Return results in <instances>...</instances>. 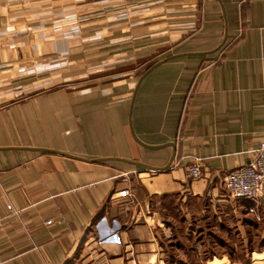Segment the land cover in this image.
<instances>
[{"label": "crops", "instance_id": "1", "mask_svg": "<svg viewBox=\"0 0 264 264\" xmlns=\"http://www.w3.org/2000/svg\"><path fill=\"white\" fill-rule=\"evenodd\" d=\"M263 137L264 0H0V264H264Z\"/></svg>", "mask_w": 264, "mask_h": 264}, {"label": "built area", "instance_id": "2", "mask_svg": "<svg viewBox=\"0 0 264 264\" xmlns=\"http://www.w3.org/2000/svg\"><path fill=\"white\" fill-rule=\"evenodd\" d=\"M189 176L200 179L204 176L205 169L200 160L195 161L188 168ZM223 187L232 199H248L258 207L264 200V137L259 146L254 150V157L249 164L228 171L223 174ZM113 201L120 205L134 202V192L129 188H123L112 196ZM12 210V206L8 205ZM250 207V212L255 211Z\"/></svg>", "mask_w": 264, "mask_h": 264}, {"label": "rangeland", "instance_id": "3", "mask_svg": "<svg viewBox=\"0 0 264 264\" xmlns=\"http://www.w3.org/2000/svg\"><path fill=\"white\" fill-rule=\"evenodd\" d=\"M141 62H142V59H138V61H136L134 63H130V65H127L126 68L128 69L129 66H132V65H134L136 63L141 64ZM95 75L94 74H91L92 78H94ZM196 161H198V160H196ZM194 162L195 161H193L191 164H193ZM190 165H188V167ZM187 173H188V170H187ZM188 176H189V173H188ZM124 177H125V179H127V178H129V175H124ZM191 179H193V178H191ZM185 204H186V207L187 208L185 207ZM164 206L165 207H168L169 206V208H167V209H169L168 210L169 212L166 213V216L165 215L162 216V218H164L166 220H167V218H169L170 220H175V222L177 224L179 222L182 225V227H183V229H182L183 230V233L181 232V234H182L183 238L186 239L185 241H186V244H188V248H194V246H193L194 245V243H193L194 240L197 241L200 238V236H201L199 233H194L193 232V231H195V226H197V225L200 224L199 221H197V216L195 215V212H194V209L196 207H198L197 204H195V203L192 204L191 203V205H190V201L189 200H188V202L187 201L186 202H183L181 200L180 201L176 200V198L175 199L172 198V200L170 201L169 205L168 206L167 205H164ZM173 207H176V208H173ZM182 211H187L188 213H190V216H188L186 218L188 220L184 221L182 219V217H184V216H182L183 215V212ZM184 223H185V225L187 224V227L186 228H184ZM188 252H189V250H188ZM202 257H203V260H205V258H207V256H205L204 254L202 255ZM233 259L234 260H237V261L243 260V262L245 260L244 259V256H242L240 253L239 254H236V256L234 255L233 256ZM256 264H258V263H256Z\"/></svg>", "mask_w": 264, "mask_h": 264}, {"label": "water", "instance_id": "4", "mask_svg": "<svg viewBox=\"0 0 264 264\" xmlns=\"http://www.w3.org/2000/svg\"><path fill=\"white\" fill-rule=\"evenodd\" d=\"M163 62V60H161V61H158L157 63H155L152 67H150L144 74H143V76H142V78L149 72V71H151L155 66H157L158 64H160V63H162ZM133 135H134V138L139 142V143H141V144H143V145H145V146H148V145H146V144H144V143H142V141H140V139L136 136V134L133 132ZM149 147V146H148ZM41 150H44V151H50V152H54V153H58V154H63V155H68V154H66V153H63V152H60V151H52V150H47V149H41ZM132 162V161H131ZM133 163H136V164H138V165H145V166H147L149 169H151V170H162V168H157V167H153V166H149V165H146V164H144V163H141V162H137V161H133Z\"/></svg>", "mask_w": 264, "mask_h": 264}]
</instances>
